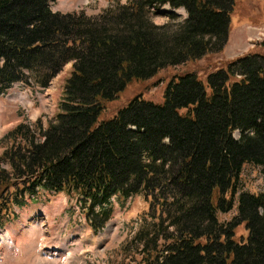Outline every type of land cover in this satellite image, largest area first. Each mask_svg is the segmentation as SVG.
<instances>
[{
    "label": "trees",
    "instance_id": "1",
    "mask_svg": "<svg viewBox=\"0 0 264 264\" xmlns=\"http://www.w3.org/2000/svg\"><path fill=\"white\" fill-rule=\"evenodd\" d=\"M51 1L0 0V93L45 88L71 63L46 125L20 121L0 138V228L64 193L97 234L141 196L147 209L118 264H264V191L240 188L244 165L264 175V54L195 71L224 49L236 0H127L97 15ZM165 5L186 17L154 23ZM179 65L161 100L146 98ZM132 82L143 85L128 93Z\"/></svg>",
    "mask_w": 264,
    "mask_h": 264
},
{
    "label": "rangeland",
    "instance_id": "2",
    "mask_svg": "<svg viewBox=\"0 0 264 264\" xmlns=\"http://www.w3.org/2000/svg\"><path fill=\"white\" fill-rule=\"evenodd\" d=\"M126 2L127 0H53L49 6L51 10L62 13L84 12L86 15H97L109 7ZM234 7L224 49L218 54L200 59L195 70L197 74L203 73L201 70L206 62L223 63L255 51L264 54V0H236ZM185 17L183 8L172 9L167 5L154 8L151 13L156 24L178 22ZM184 67L179 65L161 70L159 81L148 86L146 98L160 101L165 81ZM70 71L71 63L64 65L45 89L16 83L0 93V137L20 121L32 124L40 118L45 126L48 119L58 111L64 80ZM142 85L140 82H132L126 90L128 93L137 92ZM2 149L0 141V153ZM261 170L259 166L244 165L240 188L263 192L264 175ZM72 205L66 196L59 194L50 197L48 201L34 202L21 208L17 219L0 230V264H118L125 241L131 235L140 215L147 209V203L141 196L128 198L115 206L105 228L93 235L80 218L77 208ZM73 208L76 209L75 212ZM235 214L236 202L229 212L218 213V220L227 222ZM241 231L244 232L243 229Z\"/></svg>",
    "mask_w": 264,
    "mask_h": 264
}]
</instances>
